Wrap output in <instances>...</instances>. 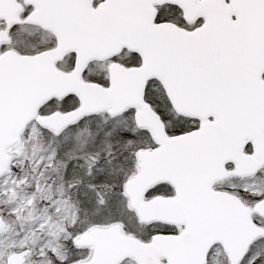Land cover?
Segmentation results:
<instances>
[{
    "label": "snow or ice",
    "instance_id": "snow-or-ice-1",
    "mask_svg": "<svg viewBox=\"0 0 264 264\" xmlns=\"http://www.w3.org/2000/svg\"><path fill=\"white\" fill-rule=\"evenodd\" d=\"M0 264H264V0H0Z\"/></svg>",
    "mask_w": 264,
    "mask_h": 264
}]
</instances>
